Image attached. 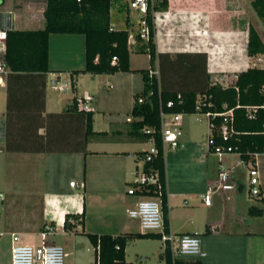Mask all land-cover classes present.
I'll list each match as a JSON object with an SVG mask.
<instances>
[{"label": "crops", "instance_id": "1", "mask_svg": "<svg viewBox=\"0 0 264 264\" xmlns=\"http://www.w3.org/2000/svg\"><path fill=\"white\" fill-rule=\"evenodd\" d=\"M0 1V14L11 16L13 29L26 31L43 27L45 0ZM241 1L247 5L251 14L260 13L258 19L256 17L253 30L264 43L261 37L264 0ZM254 1L256 4H253ZM179 2L183 5L189 3V9L194 12L191 16L201 19V27L195 25L192 29L205 32L213 45L234 43L235 38L242 34L241 32L235 36L236 33L233 32L234 35L231 36L233 33L224 32V25L240 22L235 17V11L239 8L238 0ZM121 5L120 1L113 2L112 8L118 15L122 13ZM169 7L178 8L176 4H170ZM133 16L138 17L136 13L126 9L123 27H117L113 23L111 27L117 30L126 28L129 33H134L136 27L133 28ZM240 23L245 29L243 41L247 46L250 24L247 26L245 22ZM195 39L200 40L198 37ZM154 43L158 54H168L170 57L177 53L204 54L206 72L211 74L208 64L211 56L206 51L170 52L158 49L155 37ZM130 51L129 46L130 70L142 69L133 65ZM259 58L261 61L257 63ZM245 63L248 68L254 64L261 68L264 65V56L248 57L246 53ZM83 67L82 35H50L48 73L28 75L8 70L2 77L0 125L3 128V140L0 141V184L3 183L8 198L5 205L0 206V264H11L13 235L17 236L19 244L37 246L40 244L39 234L45 226L54 232L46 236V241L63 247L66 264H94L95 252L85 236L87 233L111 236L144 233L138 222L128 216V211L134 208L140 197L127 194L136 174L142 169L143 163L139 160V155L151 147V140H141L130 131L134 95L143 86L141 75L134 72L72 75L73 71ZM148 67L149 65L144 69ZM229 68L233 73V80L236 73L245 70H239L236 63ZM71 82L74 83L73 87ZM83 94L92 98L88 112L75 108V99ZM87 115L91 116L92 133H87ZM180 143L178 148H166L168 152H163L169 231L179 236L197 235L201 251L204 257L207 256L205 261L200 259L202 264H223L225 248L229 250L227 264H242V259H249V262L250 258L255 260L251 239L257 233L240 228L224 231L223 223L211 210L213 198L217 199L214 204L219 205L221 213L224 211V202L228 201L229 191L214 190L209 195L207 205L202 201V196L217 183L220 165L218 159L207 150L206 138L198 141L195 137L188 136V131L185 130ZM236 158L238 164L240 160L237 155ZM257 161L259 195L264 202V156L258 157ZM225 168L232 183L238 185V191L247 190L248 170L243 171L246 176L244 183L237 179L234 168ZM73 180L76 186L71 187L69 183ZM248 195L258 198L249 193ZM0 196V201L3 202L4 196ZM187 199L192 202L190 207ZM22 200L25 201L24 209L17 206ZM199 205H202V214L199 212L195 217L188 209ZM247 206L248 214V208L255 206ZM81 213L82 220L70 219L69 222L74 228L72 231H65L64 216ZM156 240L134 239L127 243L126 248L133 242ZM126 248L125 260L130 264L126 259ZM162 250L163 246L158 255Z\"/></svg>", "mask_w": 264, "mask_h": 264}, {"label": "trees", "instance_id": "2", "mask_svg": "<svg viewBox=\"0 0 264 264\" xmlns=\"http://www.w3.org/2000/svg\"><path fill=\"white\" fill-rule=\"evenodd\" d=\"M112 0H45L42 13L43 27L36 30L20 31L12 28L11 16L0 14V28L6 31V49L4 62L10 72L22 74H45L48 69V41L50 35H82L84 37V67L72 72L78 74H114L134 72L141 75L142 90L134 95L130 116L133 118L130 131L133 136L152 140L157 153L151 161L142 165V171L156 173L161 184V212L164 229L168 231L167 204L165 191L164 155L160 141V111L166 114L182 115L201 111H221L233 109L234 136L224 145L230 146L238 154L240 161L247 163L255 153L264 152V111H258L254 119L245 115L244 106H260L264 102L261 87L264 85V68L249 67L235 74V79L223 87L212 84L213 74L206 72L204 54L177 53L158 54L154 43V32L150 31L147 43H140L135 36L136 52L148 55L147 69L129 68V32L126 28L113 29L110 21ZM157 11L167 9V0H163ZM150 20V19H149ZM127 19L125 20L127 24ZM150 25V21H149ZM246 53L248 57L264 56V43L253 29L248 31ZM115 58L114 61L112 59ZM158 60L159 81L148 76ZM71 86L74 83L71 82ZM141 99V102H138ZM199 101V103H197ZM171 102L168 107L167 103ZM210 104L211 106H208ZM240 108H235L236 105ZM87 133L91 131V116L86 118ZM146 130H150L146 134ZM219 142V141H218ZM143 152L142 154H144ZM139 197H156L158 190L148 185L136 187ZM262 209L248 208L249 216H259ZM83 213L66 214L63 229L72 231L70 219L81 221ZM94 248V264H127L125 248L134 239H157L158 234L124 233L116 236L85 234ZM165 264H202L200 259H172L168 248L159 255Z\"/></svg>", "mask_w": 264, "mask_h": 264}, {"label": "built area", "instance_id": "3", "mask_svg": "<svg viewBox=\"0 0 264 264\" xmlns=\"http://www.w3.org/2000/svg\"><path fill=\"white\" fill-rule=\"evenodd\" d=\"M126 5V9L132 13L138 15L136 19V30L134 33H129L128 45L136 47L137 42L135 36L138 37L140 43H147L150 35V31L154 32L155 36V21L159 20V16L162 15L167 18L169 15L170 0H167V9L165 11H157L156 7L163 0H120ZM150 19V20H149ZM150 21V25H149ZM151 26V28H150ZM6 49V31L0 28V85L2 84V77L7 73L8 69L4 62V54ZM115 58L112 59L114 61ZM261 59H257L259 63ZM260 65L254 64L253 67ZM258 68V67H257ZM264 68V65L263 67ZM148 76L154 77L159 81V69L157 66V58L155 60L153 68L148 70ZM218 83L223 87L228 84H223L221 81L214 80L212 84ZM261 93L264 95V85L261 87ZM92 98L88 94H83L81 97L75 99V108L78 111L88 112L90 111L89 102ZM141 102V99H138ZM199 103V101H197ZM167 106H171V102L167 103ZM208 106H211L208 104ZM235 108H240L237 104ZM245 115L249 119H254L258 111H264V102L260 106H244ZM195 115H199L200 118L205 119L207 126L206 146L209 153L214 155L220 165L217 174V183L209 188L202 201L204 204L209 203V195L212 191L227 192L234 189V184L230 178L229 172L221 164V160L228 154H236L232 151L230 146L224 145L235 134L234 128V115L233 109H226L223 105L221 111H201L199 107L196 108ZM182 114L173 113L166 114L160 111V141L161 147L164 152L166 148L174 150L178 148L180 138L182 136L181 127ZM0 125V141L3 140V130ZM146 134L150 133V130L145 131ZM219 141V142H218ZM157 153V148L154 146L151 140V147L145 151L144 154L139 155V160L144 164L152 160ZM238 156V154H236ZM264 155L262 153H255L252 158L244 163L239 161L238 165H248V178L246 188L251 196H258L260 194L259 186V173H258V157ZM152 185L158 190L156 197H140V200L136 203L134 208L128 211V216L138 222L140 230L144 233L158 234L159 240L162 243L163 249L168 248L172 259L184 258V259H201L204 257V253L200 248V241L197 235H176L171 231L166 232L163 225V218L161 212L160 196H161V184L158 181L156 173H148L142 171V169L136 174L133 181V185L127 190V194L136 195V187H144ZM69 186H76L75 182H70ZM1 197V196H0ZM54 233L50 227L45 226L42 232H40V244L37 246L19 244L17 243V236L13 235L14 245L11 248V264H66L65 252L63 247L55 244L48 243L46 236Z\"/></svg>", "mask_w": 264, "mask_h": 264}, {"label": "rangeland", "instance_id": "4", "mask_svg": "<svg viewBox=\"0 0 264 264\" xmlns=\"http://www.w3.org/2000/svg\"><path fill=\"white\" fill-rule=\"evenodd\" d=\"M120 1V0H112ZM1 2V1H0ZM121 2V1H120ZM183 2V0H182ZM238 10L235 11V17L237 20L245 22L248 26V30L253 29L256 26V17L258 19L259 12H255L251 14L247 5L244 4L243 1L238 0ZM122 3V13L120 15L116 14L111 7L110 13V21L113 25L117 27H123L124 25V16L126 11V5L124 2ZM170 4L173 6L176 4L178 6L177 9L169 8L170 12L167 18H164L160 15L159 20L155 21V40L157 43V48L160 50H168L170 52L181 51V50H191V51H206L211 57L209 59V68L211 70V74H214V78L212 81L217 80L221 81L224 85L230 84L233 81V73L231 72L230 65L233 63L238 64L239 70L246 69V44L243 41L244 31L240 22L234 21L232 24L224 25V32L227 34H231L233 32L236 33L237 36L239 33V37L235 38V42H230L229 44H224L219 46L213 45L211 39L205 36V32L201 29H192L195 25L197 27H201V19H196L191 16L194 12L189 9V3L183 5L179 0H171ZM169 4V6H170ZM256 4V1L253 2ZM113 6V4H112ZM180 8V9H179ZM255 11V10H254ZM264 18V17H263ZM133 28L136 27V17L132 18ZM261 19V18H260ZM245 24V25H246ZM243 25V24H242ZM244 25V26H245ZM238 27L235 31L234 28ZM136 29V28H135ZM247 30V31H248ZM134 31V30H133ZM132 31V32H133ZM234 33L231 35L233 36ZM200 38L198 41L195 37ZM202 38H201V37ZM261 37L264 40V25L261 29ZM208 38V39H207ZM205 40V41H204ZM229 42V41H226ZM232 43V44H231ZM160 46V47H159ZM131 47V55L134 62L135 67H140L142 69L146 68L149 65L148 58L144 53L135 52L136 47ZM173 54V53H172ZM224 66V67H223ZM181 124H182V132L185 134L188 131V136L195 137L198 141L200 138H206L207 134V126L205 119L200 118L199 115L195 114H186L181 116ZM167 153L168 150H165ZM264 155L259 156L263 158ZM223 159H226L225 161ZM223 165L225 167L234 168L235 173L238 175V180L246 183V177L243 173L245 170H248L247 166H240L236 164L237 158L236 154H228L223 158ZM210 166V163H209ZM7 173V178H8ZM5 177V176H4ZM73 182H75L73 180ZM0 184V194L4 196L3 202L0 201V206L5 205V201L8 198L4 187ZM228 201L224 202V211L221 213L219 209V205L214 204L215 200L212 199V207L211 210L214 212V215L223 223L224 231H229L230 229H243L244 231L255 232V236H252L253 249L255 250V260L250 258L246 261L242 259V264H264V212L259 216H249L247 214V205H253L257 208L264 209V202L260 200L261 195L257 196L258 198L250 197L248 195V191L243 189L242 191H238V185L234 184V189L227 193ZM2 196V197H3ZM135 200V199H134ZM188 200V199H187ZM219 200V199H218ZM190 200H188L189 202ZM219 202V201H217ZM221 203V200H220ZM25 201H19L17 206L19 208L24 209ZM192 205V202H189V207ZM202 205L196 206V208L188 209L191 210L189 212L193 213L195 217L202 214ZM15 208V206H12ZM213 214V213H212ZM244 220L248 222H244ZM236 231V230H235ZM55 237V236H54ZM53 237V238H54ZM59 239V237H55ZM156 240V239H155ZM201 247V243H200ZM237 247V246H236ZM162 249V245L159 240L156 241H137L130 243L126 248V259L130 264H165L164 260L159 258V253ZM156 251V252H155ZM228 248L224 249L223 253V264L228 263L227 257ZM154 253V254H153ZM253 256V255H252ZM206 257H202L201 260L205 261Z\"/></svg>", "mask_w": 264, "mask_h": 264}]
</instances>
